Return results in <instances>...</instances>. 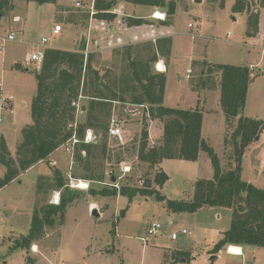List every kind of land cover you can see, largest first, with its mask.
Masks as SVG:
<instances>
[{
	"label": "rangeland",
	"instance_id": "1",
	"mask_svg": "<svg viewBox=\"0 0 264 264\" xmlns=\"http://www.w3.org/2000/svg\"><path fill=\"white\" fill-rule=\"evenodd\" d=\"M78 1L83 6H78ZM94 1L40 3L16 0L15 7L0 16V39L10 32L16 37L15 41L7 42L0 52V81L3 82L4 93L15 97L14 112L4 109L0 115V137L7 139L13 155L23 138L22 127L33 121L31 102L37 94L34 74L37 69L26 64V54L39 45L42 37L49 38V47L82 50L85 42L82 39L87 38L90 22L92 31L95 29L94 34L101 40L106 39V35L102 37L100 33L104 32L105 23H110V19L116 24L117 34H125L123 37L128 42L140 39L137 42L145 43L153 33L162 36L157 32V19L152 15L146 17L150 15L151 7L135 5L129 0H102L113 2L112 8L108 11L96 9L91 19L89 8ZM235 1L225 0L222 6V0H175L172 22L166 25L167 33L172 38L170 55L163 56L168 65L164 69L167 79L163 104L187 110L198 108L203 113L202 137L213 147L225 170L235 166L228 154L231 144H228V149L224 144L225 136H230L233 128L226 123L221 106V88L199 87L204 65L230 63L249 66L255 75L249 83L243 116L258 117L264 122V45L261 46L260 42V37H264V8L261 11V33L249 36L246 31L247 14L233 12ZM252 1L256 3V0ZM159 10L167 12L164 8ZM133 16L141 17L143 22H132ZM150 20H153V24H150ZM57 23L62 25V31L54 34ZM125 47L91 51L95 54L93 64L101 71H120L124 65L122 52ZM214 77L218 82V75ZM143 108L137 116L120 117L126 129V142L121 144L108 138V155L111 159H102L98 154L95 168L96 174L104 175L102 180L85 178L87 171L76 166L75 162L71 164L70 154L61 147L56 153L57 159L63 158L61 167L45 160L38 168L24 171L17 179L0 188V223L10 231L2 238L5 246L0 247V264H161L162 261L168 262L165 252L176 254L179 250L195 256L181 264H264V247L253 245L246 246L243 255L229 253L223 248L215 253L216 258H212L214 245L231 226V207L211 205L193 212L171 211L168 208L166 199H191L195 180L212 178L214 167L204 150L200 151L196 160L191 161L183 158L164 159L154 167L140 161L138 145L144 121L149 123V145L153 146L163 133V121L152 119ZM258 137L246 148L242 159V179L264 189V168L261 172L259 169L260 157L264 158V129ZM100 140L101 135L97 133L93 143ZM120 151L124 158L122 163L115 159ZM125 164L132 167L131 172H123ZM56 168L63 171L68 185L77 192L65 210L63 223L56 219V224L36 240V247L14 248L15 242L29 232L35 208L45 202H53L57 194L61 197L63 188L45 193L41 192L39 185L50 187ZM158 169L168 175L162 184L154 181ZM42 170L49 173V177L39 178ZM5 171L6 168L0 166V177L4 176ZM139 180H143L145 186L146 180L152 182L150 187L156 188L165 199L158 198L156 193H138L131 200L120 193L116 196L90 193L92 187L97 190L103 187L112 189L115 181L120 184V189L123 186L142 187ZM80 182L88 187H81ZM93 203L97 204L96 207H92ZM94 208L100 213L99 217L94 216ZM123 209L125 211L121 215ZM155 222H160L161 228L155 235H149L147 229ZM184 229L189 233H182ZM174 233H177V237L173 239ZM143 238L148 240L144 241ZM10 245L13 252H9ZM178 256L182 257L181 254Z\"/></svg>",
	"mask_w": 264,
	"mask_h": 264
},
{
	"label": "trees",
	"instance_id": "2",
	"mask_svg": "<svg viewBox=\"0 0 264 264\" xmlns=\"http://www.w3.org/2000/svg\"><path fill=\"white\" fill-rule=\"evenodd\" d=\"M15 1L0 0V16L12 10ZM29 1L57 3L58 0ZM129 1L164 8L168 15L164 23L168 25L172 22L175 0ZM224 2L222 0V6ZM112 5L113 2L95 1V7L99 11L109 10ZM262 8L264 0H256V3L252 0H236L232 6L233 12L247 14L246 31L249 36L259 34ZM132 22L141 23L143 20L133 17ZM171 44L172 38L169 36L157 39L156 43L151 41L127 45L122 52L124 65L120 71H101L93 64L94 52L86 55L81 49L47 47L40 70L34 69L37 94L31 102L33 121L22 127L23 138L16 147L15 155L9 149L5 137H0V166L6 168L4 176L0 177V188L60 149L73 134L76 133L83 139L89 128L95 134L99 133L101 140L97 143L80 141L76 145L74 162L76 166L87 171L85 178L102 180L104 175L96 174L95 161L97 162L98 154L102 159H111L107 141L110 137L108 126L114 111V102H117L120 116L125 115V104L144 105L152 119L159 118L163 121V133L153 146L149 145V123L144 121L138 145L140 161L150 164L151 167L159 166L164 159L183 158L191 161L196 160L200 151L204 150L210 156L214 167L212 178L195 180L191 199H166L168 208L171 211L193 212L211 205L231 207V226L222 233V238L214 245L211 253L226 249L230 244L264 247V189L242 179V159L246 148L264 129V122L258 117L243 116L249 83L255 74L247 65L208 63L203 67L205 71L201 74L199 87L221 88V106L226 123L229 128H233L230 136H225L224 144L227 149L228 144H231L228 154L235 166L225 170L213 147L202 137L203 113L198 108L187 110L163 104L166 72L155 71L153 67L159 55H170ZM215 74L218 75V82L215 81ZM78 101L77 109L73 103ZM115 159L118 163L123 161L121 151L116 153ZM167 179L168 175L158 169L154 181L162 184ZM145 182L147 185L144 187L123 186L120 190L107 187L97 190L92 187L90 193L103 196H116L120 193L130 200L138 193H156L158 198L165 199L156 188L150 187L152 182ZM39 185L41 192L45 193H49L51 189L63 188L60 202H45L35 208L30 230L20 241H16L15 248L30 249L36 240L45 235L48 228L56 224V219L62 224L65 210L77 193L70 188L59 168L54 170L50 187ZM124 211H121V215ZM179 252L177 254L182 256L188 254Z\"/></svg>",
	"mask_w": 264,
	"mask_h": 264
},
{
	"label": "built area",
	"instance_id": "3",
	"mask_svg": "<svg viewBox=\"0 0 264 264\" xmlns=\"http://www.w3.org/2000/svg\"><path fill=\"white\" fill-rule=\"evenodd\" d=\"M78 6H83V4L78 1L77 2ZM90 16H92L91 19L94 18V14L96 12V7H95V1L92 3V5L90 6ZM152 17L156 18V19H160V20H166L167 19V15L165 12L160 11L158 8H155L152 12H151ZM92 23L90 22V26H89V30L87 33V38L85 39V44L86 47L85 49H83L84 53L86 55H88V53H90L91 51L95 50V49H101L104 48V44L101 42V40L99 39L98 35L94 34L95 29L92 31ZM62 30V25L60 23H57L53 29V33L57 34L60 33ZM16 37L14 35L13 32L8 33L6 36H2V38L0 39V52H2V50H4V47L6 45L7 42L10 41H15ZM263 41H264V37H263ZM110 42V41H109ZM108 42V43H109ZM49 43V38L48 37H42L41 42L39 43V45H37L32 51L28 52L26 55V64L28 65H32L35 67V69L40 70L44 59H45V50L47 47V44ZM161 64H163V68L162 66H160ZM156 68L158 69V71H164L165 69V64L163 61L158 60L155 64ZM0 89L3 90V83L2 81H0ZM14 95H4L2 94L0 97V114L3 113V110L6 109L9 112H14L13 111V103H14ZM74 105H76L77 109L79 108V101L78 102H74ZM144 107V105H131V104H125L123 106V112L125 115L127 116H137L139 114L142 113V108ZM145 108V107H144ZM143 108V110H144ZM114 111L109 119V136L111 138H113L115 141L124 144L126 142V129L123 125L122 122V118H120L121 116L119 115V111L117 109V102H114V107H113ZM145 113V111H144ZM149 113V112H148ZM96 138V134L94 132L93 129L89 128L86 131V134L84 136L83 139H81L80 137L77 136V134H73L72 137L70 139H68L65 143H63L61 145V147L64 148V150L66 151V153L70 154V159H71V164L74 163V156H75V152H76V145L79 144L80 141H85V142H94ZM123 162V161H122ZM121 162V163H122ZM132 167L130 165H123V172L125 173H129L131 172ZM140 183L142 184V187H144V183L143 180H139ZM114 184V188L116 189H120V184L118 182H113ZM80 185V184H79ZM78 185V186H79ZM87 186V184H86ZM88 187V186H87ZM56 198L54 199L53 202L51 203H55V204H59L60 202V194H57L55 196ZM161 228V223L160 222H155L154 224H151L148 229H147V233L149 235H155L156 233L159 232ZM182 233L187 234L189 233L186 229L182 230ZM0 237H1V226H0ZM177 237V233L172 234V238H176ZM144 241H147V238H143ZM231 245L234 244H230L226 250L229 253H234L237 255H243L242 250H240L239 252H233V250L231 249Z\"/></svg>",
	"mask_w": 264,
	"mask_h": 264
},
{
	"label": "crops",
	"instance_id": "4",
	"mask_svg": "<svg viewBox=\"0 0 264 264\" xmlns=\"http://www.w3.org/2000/svg\"><path fill=\"white\" fill-rule=\"evenodd\" d=\"M59 1V0H58ZM130 2V1H129ZM130 3H133V2H130ZM136 5V4H135ZM137 5H140V4H137ZM149 7H151L152 8V10H151V12L155 9V8H158V9H161L160 7H157V6H149ZM263 9V8H262ZM262 9H261V11H262ZM108 11V10H107ZM161 11V10H160ZM114 12H116V9L114 10ZM261 15H262V12H261ZM150 17L151 16V13H150V15H146V17ZM133 17H136V16H133ZM145 17V16H144ZM152 17V16H151ZM17 21H19V18L17 17V16H15L14 17ZM138 18H141V17H138ZM154 18V17H153ZM156 19V18H155ZM110 23H108L107 21H106V23H105V27H104V32H101L100 34L101 35H103L102 37H104L105 35H106V39H103V38H101V42L103 43V42H105L104 43V48H101L100 50H106V49H114V47H122V46H124V45H130V44H132V43H137V41H139L140 39H137V40H132V42H128V41H126L125 39H124V37L123 36H125V34H123V36H121V35H119V34H117V32H116V30H117V27H116V24H115V22H113L112 20H108ZM150 22V24H153V20H150L149 21ZM155 22V21H154ZM108 24V25H107ZM260 26H261V17H260V24H259V33H261V31H260ZM157 32H159V33H162L161 35L162 36H157V34H152L150 37H149V39H148V41H146V42H153V43H156L157 42V39H159L160 37L162 38V37H169V34L167 33V30H166V24L164 23V20H160V19H157ZM106 28V29H105ZM133 30V29H132ZM62 31V30H61ZM108 32L109 33H111L110 35H108ZM135 32V31H134ZM136 35V34H135ZM124 39V40H121V39ZM103 39V40H102ZM110 41V42H109ZM109 42V43H108ZM260 42H261V46L262 45H264V41H263V36L262 37H260ZM158 60H160V61H163V62H165L164 61V59H163V55H159V58H158ZM157 60V61H158ZM156 61V62H157ZM156 62L154 63V70L155 71H158V69L156 68V66H155V64H156ZM165 65H166V67L168 66L167 64H166V62L164 63ZM15 65H17V64H15ZM163 65V64H162ZM17 68H21L20 66H18ZM161 72H164V71H161ZM3 83V82H2ZM8 92H10V91H8ZM2 94H4V95H7L6 93H4V86H3V90H1L0 89V96L2 95ZM10 95H13V94H10ZM14 111V110H13ZM1 115V114H0ZM4 137V136H3ZM6 139V138H5ZM6 141H7V139H6ZM8 143V142H7ZM8 147H9V145H8ZM61 148V147H60ZM9 149H10V147H9ZM60 151V149H58V150H56L55 152H53V153H51L46 159H43L41 162H39V163H37L36 165H34L32 168H38V166H40L45 160H47V161H49V163L51 164V165H54V166H59V167H61V161H63V158H59V159H57V156H56V153L57 152H59ZM12 152V151H11ZM13 153V152H12ZM259 162H260V164H259V169H260V172L263 170V168H264V158L263 157H260V160H259ZM32 168H30V169H32ZM60 169V168H59ZM49 173H46V172H44V170H42V172H40L39 173V176L40 177H42V176H44V177H49ZM39 177V178H40ZM96 203H93V205H92V207H96ZM0 226H1V237H0V247L1 246H5V243H3L2 242V238H3V236H7L8 235V233L10 232V231H8L7 230V228H6V226H5V229H4V224H2V223H0ZM48 230V229H47ZM47 230H46V232H47ZM16 243V242H15ZM15 245V244H14ZM32 245H35V247L37 246V244H36V241L32 244ZM11 246V245H10ZM14 247V246H13ZM11 248H12V246L9 248L10 250H9V252H13L14 250H11ZM15 248V247H14ZM241 248H242V252H243V254H244V248L245 247H243V246H241ZM16 250V249H15ZM37 250H38V252H39V247H37ZM180 251V250H179ZM178 251V252H179ZM221 251V250H220ZM219 251V252H220ZM177 252V253H178ZM182 252H184V251H182ZM212 252V251H211ZM175 254V252L173 253H167V252H165V254H167V256H165L166 258H168V262H165V263H163V261L161 262V264H181V263H185V262H188L191 258H195V256H191L190 254H189V252H188V257H181V256H178V254ZM212 254V253H211ZM217 257V255H215V254H212V258H216Z\"/></svg>",
	"mask_w": 264,
	"mask_h": 264
},
{
	"label": "bare ground",
	"instance_id": "5",
	"mask_svg": "<svg viewBox=\"0 0 264 264\" xmlns=\"http://www.w3.org/2000/svg\"><path fill=\"white\" fill-rule=\"evenodd\" d=\"M160 66H162V68H163V65L161 64ZM84 182V181H83ZM83 182H80L79 184H80V186L81 187H86V184L85 183H83ZM79 186V187H80ZM231 249L233 250V252H239L240 250H242V248H241V246H239V245H231Z\"/></svg>",
	"mask_w": 264,
	"mask_h": 264
},
{
	"label": "water",
	"instance_id": "6",
	"mask_svg": "<svg viewBox=\"0 0 264 264\" xmlns=\"http://www.w3.org/2000/svg\"><path fill=\"white\" fill-rule=\"evenodd\" d=\"M196 1H197V2H201L202 0H196ZM82 41H85V37L82 39ZM85 47H86V44H85V42H84V44H83V46H82V50L85 49ZM256 139H259V137H257ZM113 180H114V179H113ZM93 214H94V216L99 217L100 213L98 212L97 208H94V210H93Z\"/></svg>",
	"mask_w": 264,
	"mask_h": 264
}]
</instances>
